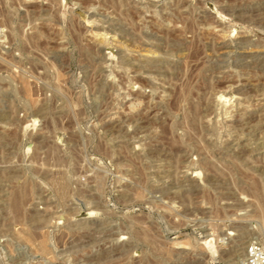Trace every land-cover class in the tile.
Listing matches in <instances>:
<instances>
[{"label": "rangeland", "instance_id": "374dc122", "mask_svg": "<svg viewBox=\"0 0 264 264\" xmlns=\"http://www.w3.org/2000/svg\"><path fill=\"white\" fill-rule=\"evenodd\" d=\"M252 247L264 0H0V264H248Z\"/></svg>", "mask_w": 264, "mask_h": 264}, {"label": "built area", "instance_id": "2783aa9c", "mask_svg": "<svg viewBox=\"0 0 264 264\" xmlns=\"http://www.w3.org/2000/svg\"><path fill=\"white\" fill-rule=\"evenodd\" d=\"M257 254H258V249L255 247H252L250 249V257L248 259L249 263L248 264H264V258H262L261 260H259L257 258Z\"/></svg>", "mask_w": 264, "mask_h": 264}, {"label": "bare ground", "instance_id": "6f19581e", "mask_svg": "<svg viewBox=\"0 0 264 264\" xmlns=\"http://www.w3.org/2000/svg\"><path fill=\"white\" fill-rule=\"evenodd\" d=\"M243 262V261H242Z\"/></svg>", "mask_w": 264, "mask_h": 264}]
</instances>
